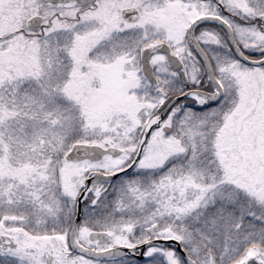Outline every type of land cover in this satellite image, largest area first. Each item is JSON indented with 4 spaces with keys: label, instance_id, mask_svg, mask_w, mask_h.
<instances>
[{
    "label": "snow or ice",
    "instance_id": "obj_1",
    "mask_svg": "<svg viewBox=\"0 0 264 264\" xmlns=\"http://www.w3.org/2000/svg\"><path fill=\"white\" fill-rule=\"evenodd\" d=\"M0 264H264V0H0Z\"/></svg>",
    "mask_w": 264,
    "mask_h": 264
}]
</instances>
